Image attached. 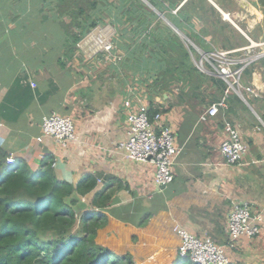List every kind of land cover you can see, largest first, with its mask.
Masks as SVG:
<instances>
[{
  "label": "crops",
  "instance_id": "0c3cea01",
  "mask_svg": "<svg viewBox=\"0 0 264 264\" xmlns=\"http://www.w3.org/2000/svg\"><path fill=\"white\" fill-rule=\"evenodd\" d=\"M210 1L222 13L221 23L227 31L242 35L226 49L264 43V5L259 0H222L226 10ZM15 22H0L2 147L25 158L33 170L41 168L42 155L54 156L57 176L75 185L84 178L87 185L96 180L94 189L83 195L74 193L78 198L75 209L82 213L98 209L93 205L97 198L109 220L106 238H127L131 244L124 246L132 249L139 264H148V260L174 263L179 237L173 226L177 223L225 243L232 200H250L255 212L263 214L261 232L242 238L230 255L243 264H264V55L247 66L242 77L245 85L260 87V95L245 92L242 98L231 91L227 106L215 115L201 117L223 95V91L217 93L218 85L210 78L214 75L206 71L204 81L193 85L198 87L193 88L195 92L173 86L151 97L143 91L147 104L162 112L163 122L172 128L181 147L173 166V182L160 187L154 181L153 164L131 160L119 147L128 136L124 100L134 89L119 82L115 69L104 65L107 61L96 65L102 54L80 51L66 56L57 30L15 35L11 33ZM204 27L199 21L197 31ZM201 38L207 47L222 48L211 42V33ZM255 48L264 49V44ZM202 86L205 88L199 92ZM53 111L74 120L76 136L67 146L49 136L38 140L43 117ZM227 120L248 144L240 164L226 163L220 151Z\"/></svg>",
  "mask_w": 264,
  "mask_h": 264
},
{
  "label": "trees",
  "instance_id": "16d2710c",
  "mask_svg": "<svg viewBox=\"0 0 264 264\" xmlns=\"http://www.w3.org/2000/svg\"><path fill=\"white\" fill-rule=\"evenodd\" d=\"M54 1L60 27L57 34L64 40L66 56H74L82 38L98 24H105V16L109 15L108 21L119 30L113 40L126 55L111 62L109 68L121 75L124 72V76L141 74L140 80L151 97L180 82L184 88L189 85L188 89H198L196 86L207 76L193 62L192 58H199L197 49L151 5L200 48L212 49L201 38L209 33L211 42L223 49L233 43L229 42L228 27L221 23L222 13L210 0ZM213 1L225 9V2ZM259 1L264 5V0ZM124 15L130 26L120 27ZM199 21L205 27L197 31ZM210 78L218 85L217 93L224 92L226 83L219 77ZM120 81L126 86V77ZM156 111L160 110L149 106L151 115ZM11 154L0 145V264H139L132 249L109 244L112 240L104 231L109 220L97 198L93 205L98 209L81 215L75 209L78 198L74 193L83 195L94 189L96 180L87 185L88 179L84 178L75 185L59 178L53 166L55 158L49 154L38 170H33L23 157L14 156L15 162L8 163ZM173 264L197 263L178 256Z\"/></svg>",
  "mask_w": 264,
  "mask_h": 264
},
{
  "label": "built area",
  "instance_id": "2783aa9c",
  "mask_svg": "<svg viewBox=\"0 0 264 264\" xmlns=\"http://www.w3.org/2000/svg\"><path fill=\"white\" fill-rule=\"evenodd\" d=\"M101 37L104 36H93V39L97 38L105 50L112 52V38ZM259 44L264 43H252L236 49L214 47L205 50L193 43L199 53L197 66L202 71L219 76L226 83L223 95L207 108L202 118L206 115H215L221 108L226 107L231 91L241 95L242 91L260 95V87L245 85L242 82L245 68L264 55V49L255 48ZM131 93L123 104L128 123V136L120 142L119 147L124 150L127 158L153 164L155 183L160 187L167 186L174 180L173 166L181 147L176 142L172 128L163 122L162 112L150 114L146 102L147 95L133 90ZM225 131L226 136L220 146L221 154L226 163L240 164L248 153V144L231 121L225 122ZM43 136L52 137L61 146H67L69 140L76 136L73 118L57 111L45 115L42 121V134L38 140ZM7 162L14 163V156L10 155ZM252 209L250 200H232L225 229L227 234L225 243L216 241L208 234L198 235L179 223L175 224L173 230L179 237L178 256L197 264H243L232 259L230 250H236L242 238H253L261 232L263 214L254 210L251 216Z\"/></svg>",
  "mask_w": 264,
  "mask_h": 264
},
{
  "label": "rangeland",
  "instance_id": "374dc122",
  "mask_svg": "<svg viewBox=\"0 0 264 264\" xmlns=\"http://www.w3.org/2000/svg\"><path fill=\"white\" fill-rule=\"evenodd\" d=\"M111 1V0H109ZM56 7L54 0H0V22H5L8 24L11 21H16L14 25L11 27V33L15 35H21V34H31V35H44V34H53L56 32V30L60 29L59 25L56 22L55 19V10ZM151 7L156 11V13L163 18L165 21H167L171 27L175 30V26L172 24V22L163 14L161 13L156 7L151 5ZM173 11V10H172ZM227 17V15H225ZM110 19L109 15L105 16L106 23L105 24H98L93 30L90 31V35L97 36L101 35L107 38H115L116 35L118 36L117 28L115 26V23H112L111 21H108ZM58 21V19H57ZM60 21V20H59ZM58 21V23H60ZM197 23V22H196ZM130 26V22L127 19V16L124 15L123 17V23H120V27L122 26ZM182 36V34H180ZM230 35V41L229 42H237L242 38V35L237 33L236 31H229ZM7 36H13V35H7ZM101 37V38H104ZM183 40L185 37H183ZM185 41V40H184ZM186 48L188 47L185 42ZM195 47V46H194ZM215 46H212L214 48ZM116 50L114 52H110L108 50H105L100 41L96 39H90L89 34L78 43V50L77 52L83 51H90L93 55L94 54H102L103 57L100 55L98 58L99 62H96V65H99L101 61H107V64L104 63L105 66H110L111 62H118L120 59L122 60L123 57H126L125 52L123 50H120L117 48V44L113 40L112 47ZM110 48V49H111ZM5 49L7 52L11 50L9 42L5 41ZM107 52H110L107 53ZM103 60H102V59ZM195 65H197L198 60L195 58H192ZM120 78L126 77V87L127 85H130L132 89H134V92H143L148 90L147 86L140 80L142 78L141 74L136 73L135 75L131 74H125L122 75L115 71ZM210 73L216 77H219L211 72ZM141 76V77H140ZM128 77V78H127ZM120 82V80H119ZM182 83H178L174 86H181ZM173 87V86H172ZM190 86L187 85L184 89H188ZM201 88V87H200ZM199 88V89H200ZM205 86H202V88L199 90V92H202L204 90ZM226 88V87H225ZM192 92H195L194 89H191ZM242 98L244 95V91H242V95L239 94ZM236 126V125H235ZM247 143V142H246ZM79 215L82 214V211L80 209L76 208ZM134 232H137V228L134 229ZM111 244L112 247L123 249L124 245H130L131 242L124 237H121L119 235V238L116 239V241H112ZM141 244V241H139V245ZM138 245V246H139ZM176 254V251H174ZM178 255V252H177ZM148 264H152L151 261L148 260Z\"/></svg>",
  "mask_w": 264,
  "mask_h": 264
},
{
  "label": "water",
  "instance_id": "95a60500",
  "mask_svg": "<svg viewBox=\"0 0 264 264\" xmlns=\"http://www.w3.org/2000/svg\"><path fill=\"white\" fill-rule=\"evenodd\" d=\"M225 14H227V13H224V16H225ZM226 17V16H225ZM173 24V23H172ZM174 25V24H173ZM175 26V25H174ZM175 28H176V30H177V32L179 33V34H182V36L183 37H185L186 38V40L190 43L191 42V40H189L188 38H187V36L181 31V30H179L176 26H175ZM193 43V42H192ZM253 214H254V209H252V211H251V216H253Z\"/></svg>",
  "mask_w": 264,
  "mask_h": 264
},
{
  "label": "clouds",
  "instance_id": "9594fccd",
  "mask_svg": "<svg viewBox=\"0 0 264 264\" xmlns=\"http://www.w3.org/2000/svg\"><path fill=\"white\" fill-rule=\"evenodd\" d=\"M112 40H113V39H112ZM190 44H191V45H193V43H192V42H190ZM193 46H194V45H193ZM11 155H13V154H11ZM13 156H14V155H13ZM14 158H15V157H14ZM54 162H55V161H54ZM53 166H54V165H53Z\"/></svg>",
  "mask_w": 264,
  "mask_h": 264
},
{
  "label": "bare ground",
  "instance_id": "6f19581e",
  "mask_svg": "<svg viewBox=\"0 0 264 264\" xmlns=\"http://www.w3.org/2000/svg\"><path fill=\"white\" fill-rule=\"evenodd\" d=\"M225 15H227V17H229V14H225ZM232 18V17H231ZM241 28V27H240Z\"/></svg>",
  "mask_w": 264,
  "mask_h": 264
}]
</instances>
